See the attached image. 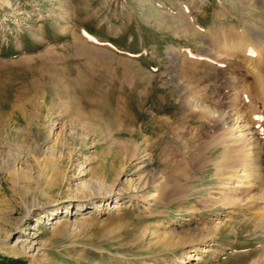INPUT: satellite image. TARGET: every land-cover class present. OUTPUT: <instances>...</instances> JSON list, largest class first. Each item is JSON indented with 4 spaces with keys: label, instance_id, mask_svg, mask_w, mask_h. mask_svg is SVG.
Listing matches in <instances>:
<instances>
[{
    "label": "rangeland",
    "instance_id": "374dc122",
    "mask_svg": "<svg viewBox=\"0 0 264 264\" xmlns=\"http://www.w3.org/2000/svg\"><path fill=\"white\" fill-rule=\"evenodd\" d=\"M194 1L202 5L188 18L181 10L192 0H0V264H250L262 255L252 214L201 202L216 186L211 166L191 177L184 201L164 193L147 204L120 187L79 197L105 192L125 164L129 177L160 183L166 170L167 183L182 181L165 163V149L172 162L183 157L165 120L183 114L179 49L198 54L222 26L263 31L250 15L264 12L242 0ZM216 72L209 78L221 83ZM52 129L64 136V155L48 149L38 162ZM148 153L151 165L138 172L135 156ZM218 216L226 220L219 233L196 240ZM165 229L184 235L180 245L152 234Z\"/></svg>",
    "mask_w": 264,
    "mask_h": 264
},
{
    "label": "bare ground",
    "instance_id": "6f19581e",
    "mask_svg": "<svg viewBox=\"0 0 264 264\" xmlns=\"http://www.w3.org/2000/svg\"><path fill=\"white\" fill-rule=\"evenodd\" d=\"M3 1L12 5L11 0ZM192 1L181 10L184 15H188V18L189 15L190 17L193 16V11L198 7L200 9L202 5ZM242 1H244V6L251 7L250 9L254 12L258 14L260 11L264 12L263 0ZM255 3H258L259 6H256ZM250 18L254 21L251 23L260 26L263 31L258 28L244 27L239 30L235 26L230 27V29L222 26L218 30H213V32L217 30L216 34L209 30L210 41L205 43L203 49L198 50V54L192 53L187 47H182L179 51L177 49L181 55L179 56L181 58H178V66H181L182 75L179 77L178 85L183 114L180 122L172 121L171 118L165 120H168L169 125H172V136L174 140L178 141L183 157L181 160L172 162L174 158L171 156V152L165 149V163L167 164L166 167L168 164H172L173 169L177 171L176 173L180 174L177 176L182 177V181L179 178V181L176 179L177 181L174 183L172 181L175 180L171 178V183H167L170 174L168 175L165 170V179L162 177L165 180L164 192V183H162L164 180L160 183L151 182L152 180H149L148 175L136 172L133 173V177H129L130 174H127L126 170L128 164H125L119 171L120 176L117 175L119 176L116 180L117 184L115 182L107 186L105 192L101 194L95 192L87 196L82 193L79 196L81 197L80 200L85 197L104 198L110 195L116 187H120V192L129 195L138 202L156 201L164 193L168 198H174L173 200L176 197L180 200L183 197L186 199L196 187L190 181L198 177L196 175L198 172L211 166L217 179L216 186L208 188L207 195L200 198L201 202L207 207L219 205L229 208L231 216L248 211L250 215H253L255 231H261V234L264 235V13L259 14L258 18H255L251 13ZM192 26L194 31H198L201 27L198 22ZM182 31L190 34V28L182 29ZM82 46L84 47L83 44ZM87 46L85 47L87 48ZM90 48L92 50L93 46L91 45ZM189 62H192L194 66L189 67ZM217 70H221L224 74V80L221 83H218L215 77H212L213 80L209 78V75H213ZM244 70L246 74H242L241 71ZM218 73L220 72L215 74ZM248 73L252 80L247 79ZM194 123L196 124L194 125ZM60 129L63 132V128ZM59 132L62 133L60 130ZM52 133L53 129L49 134H46L44 143L36 151L37 156L39 155L36 156L38 162L40 156H47L46 151L48 149L51 151L53 148H59L60 155L64 153L65 145L62 144V137L64 136L58 135L61 137L60 139L54 138ZM79 137L77 134L72 136L75 141ZM48 144L51 145L46 147ZM216 150L219 151V155H214ZM148 155L149 153L135 156L137 160L141 161L136 164L138 172L146 168L145 166L151 165L150 160L147 159ZM42 159L45 158H40L41 161ZM56 165H58L57 162ZM142 165L143 168H141ZM53 167L55 168V164ZM89 172L91 171L89 170ZM152 187L154 192L149 190ZM185 199L183 198V201ZM36 201L34 206L37 204ZM27 212H29L28 209ZM217 218L220 219L221 217L218 216ZM223 219L216 221L214 226L207 224V220L204 221L206 226L200 228L201 234L196 240L217 235L221 227L226 224V220ZM152 234H155L158 241H164L165 246L169 247L180 245V239L183 235H176L172 229H165L163 233L154 230ZM261 244L263 245L264 242ZM192 253H188L189 259L196 257V254ZM258 263L264 264V249L262 255L250 264Z\"/></svg>",
    "mask_w": 264,
    "mask_h": 264
}]
</instances>
